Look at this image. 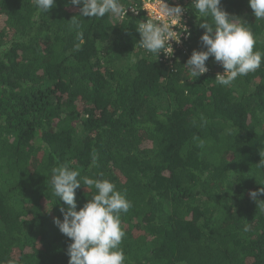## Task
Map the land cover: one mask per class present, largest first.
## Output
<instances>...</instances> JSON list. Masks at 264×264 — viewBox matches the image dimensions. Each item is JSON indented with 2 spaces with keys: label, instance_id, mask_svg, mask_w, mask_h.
<instances>
[{
  "label": "trees",
  "instance_id": "16d2710c",
  "mask_svg": "<svg viewBox=\"0 0 264 264\" xmlns=\"http://www.w3.org/2000/svg\"><path fill=\"white\" fill-rule=\"evenodd\" d=\"M121 2L138 13L77 17L80 43L69 0L48 13L0 0V264H68L71 240L53 224L67 205L50 183L61 165L80 171L77 210L95 192L85 176L126 194L125 264H264V212L248 195L264 188V60L224 87L210 57L183 86L187 59L205 50L192 0H165L190 28L172 67L138 46L141 2ZM221 7L264 52V20L247 0Z\"/></svg>",
  "mask_w": 264,
  "mask_h": 264
},
{
  "label": "clouds",
  "instance_id": "9594fccd",
  "mask_svg": "<svg viewBox=\"0 0 264 264\" xmlns=\"http://www.w3.org/2000/svg\"><path fill=\"white\" fill-rule=\"evenodd\" d=\"M33 3L44 13L55 6V0H33ZM69 3L79 9V16H74L70 23L77 31L80 43H83V33L79 31L80 22L77 17L103 18L110 15L119 20L122 16L126 17V9H129L121 0H69ZM247 3L255 20H264V0H247ZM192 4L199 17L205 18L199 23V27L204 30L199 40L205 50L192 51L183 66L191 79L181 80V85L184 86L185 80L192 81L207 73L209 69L206 62L210 57L224 70L222 74L217 73L214 79L224 87L230 86L238 77L255 72L261 66L264 52L254 51L256 39L251 28L241 18L223 10L221 0H192ZM144 8L148 18L140 21L135 29L140 37L138 46L156 58L161 53L171 57L174 49L170 41L179 44L182 33L184 38L190 35L181 22L186 9L179 4L170 6L165 0H145ZM179 27L183 31L174 30ZM79 46L77 44L75 47L78 49ZM201 120L206 123L203 116ZM203 143L200 141V146ZM95 164L94 155L91 166ZM78 177L80 171L66 165L51 169L53 195L67 205L66 209H60L63 219L54 218L53 224L71 240L67 247L68 264H125L126 257L120 247L125 237L121 215L129 211L131 202L110 180L85 176L82 177L83 184L95 192L77 210L75 190L81 187ZM248 195L256 202L257 208L264 212V201L258 199L264 196V188L249 191ZM248 230L245 226L244 231Z\"/></svg>",
  "mask_w": 264,
  "mask_h": 264
},
{
  "label": "built area",
  "instance_id": "2783aa9c",
  "mask_svg": "<svg viewBox=\"0 0 264 264\" xmlns=\"http://www.w3.org/2000/svg\"><path fill=\"white\" fill-rule=\"evenodd\" d=\"M139 1L141 2V8H140V10L145 13V19H147L148 18L147 17V12L145 11V8H144L145 0H139ZM133 10L136 11L135 9H133ZM129 11L131 13L135 14V15L138 13V10L135 13L131 9H129ZM181 22L187 28L188 33H189V29L190 28L187 25L188 20H187V17H186V13L185 12L182 14ZM174 30L183 31V28L182 27H179L178 29H174ZM188 39H189V36L187 38H184V34L182 33L181 34V42L179 44H176V43L170 41V43H172V46H173V49H174L173 55L171 57H168V56H165L163 53H161L160 54V57H161L160 61L163 62L165 65H167L169 67H172V64L174 62V59H175V57H176V55L178 53L181 54V55H186L187 54L186 42H187Z\"/></svg>",
  "mask_w": 264,
  "mask_h": 264
}]
</instances>
